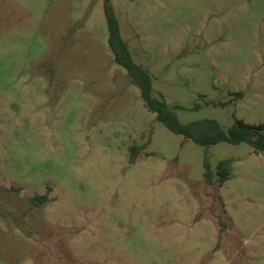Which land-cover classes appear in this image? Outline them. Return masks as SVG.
Listing matches in <instances>:
<instances>
[{
  "label": "rangeland",
  "instance_id": "rangeland-1",
  "mask_svg": "<svg viewBox=\"0 0 264 264\" xmlns=\"http://www.w3.org/2000/svg\"><path fill=\"white\" fill-rule=\"evenodd\" d=\"M105 2L0 0V264H264V153L160 123ZM109 2L182 123L264 124V0Z\"/></svg>",
  "mask_w": 264,
  "mask_h": 264
},
{
  "label": "trees",
  "instance_id": "trees-1",
  "mask_svg": "<svg viewBox=\"0 0 264 264\" xmlns=\"http://www.w3.org/2000/svg\"><path fill=\"white\" fill-rule=\"evenodd\" d=\"M104 13L108 26V46L111 50L114 61L123 67L135 85L141 90L142 99L146 109L156 114L157 119L169 131L174 134L192 140L194 143L210 148L220 143L238 145L246 143L253 148L255 154L264 153V124L250 125L242 120L229 129H225L217 120L202 119L191 123H182L177 113L171 109L163 98L154 95L153 80L147 69L135 63L129 47L122 36L119 20L109 0L104 5ZM238 99L244 98V93H236ZM137 148H133L132 163L137 161ZM232 160H224L217 169L218 186L222 187L232 176ZM205 180L208 185H213L214 174L210 163L205 164ZM47 200L46 197L34 199L39 205Z\"/></svg>",
  "mask_w": 264,
  "mask_h": 264
}]
</instances>
